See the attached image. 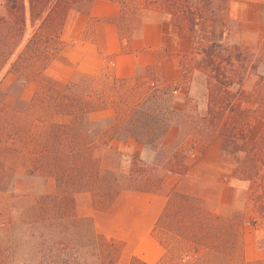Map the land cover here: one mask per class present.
Returning a JSON list of instances; mask_svg holds the SVG:
<instances>
[{
    "label": "trees",
    "instance_id": "obj_1",
    "mask_svg": "<svg viewBox=\"0 0 264 264\" xmlns=\"http://www.w3.org/2000/svg\"><path fill=\"white\" fill-rule=\"evenodd\" d=\"M91 1L7 0L6 15L0 16V74L10 61V75L15 76L10 85V145H4L0 160V264H116L122 244L100 233L92 216L77 213L76 196L99 195L109 209L125 190L161 192L166 171L184 176L179 155L164 145L172 127L180 131L177 147L190 137L206 145L218 136L224 139V165L234 170L222 182L234 185L238 200L222 216L203 207L206 201L196 185L174 189L155 233L167 231L176 249L194 245L193 252L176 253V264H232L243 225L264 227V127L251 137L264 115V35L247 47L228 39L210 41L201 26L226 23L227 0H139L134 6L137 22L121 23V14L120 33L136 36L145 23L159 18L173 32L191 36L195 47L187 62L180 63L181 81L154 85L143 96L129 84L139 74L113 78L100 88L98 78L76 72L60 84L46 70L64 49L61 35L68 14ZM115 1L123 13L127 0ZM195 73L206 84L201 104L189 98L177 108L175 92L180 87L189 91ZM251 75L257 81L248 93L244 83ZM34 82L36 92L26 99L24 93ZM238 100L251 103L253 111L239 109ZM128 139L158 155L152 162L134 159L130 174L123 176L105 166L97 147ZM170 155L176 170L163 166ZM20 176L32 187L19 189ZM168 253L157 264H168ZM130 264L146 263L132 258Z\"/></svg>",
    "mask_w": 264,
    "mask_h": 264
},
{
    "label": "crops",
    "instance_id": "obj_2",
    "mask_svg": "<svg viewBox=\"0 0 264 264\" xmlns=\"http://www.w3.org/2000/svg\"><path fill=\"white\" fill-rule=\"evenodd\" d=\"M227 2L229 16L226 23L205 22L201 26L209 40L224 42L229 38L231 42L233 34L237 33L240 37V41H236L238 45L245 41L252 45L257 43L264 35V0ZM121 14V7L115 0H93L83 10L71 11L61 35L64 49L58 60L48 66L46 74L60 84H67L76 72L94 78L108 76L128 80L145 69L159 72L166 85H177L182 78L179 60L193 51V38L173 32L164 20L147 22L138 35L124 38L118 25ZM188 93L183 87L177 90L174 96L177 108L184 107ZM179 139L180 131L172 127L164 145L167 150L173 149L172 152L179 155L186 166L184 176L166 171L161 192L122 191L114 199L116 209L102 213V220L107 224L104 234L123 246L116 264H130L132 258L146 264L162 261L166 249L155 233L156 225L169 202V195L181 187L185 178L201 182L207 194L199 196L209 201L212 195L217 201V209L236 205L237 189L231 184L225 187L222 182L216 181L215 170L225 168L222 150L217 151L213 143L206 145L192 137L177 147ZM193 150L200 153V160L196 163L189 159L196 156ZM100 156L106 167L123 176L130 174L134 159L149 161L154 158L151 149L134 139L113 140L107 148H103ZM163 166L166 170H176L177 162L171 160L170 155ZM90 216L97 224L100 216ZM258 229L257 226L254 230L245 228L244 258L248 261L264 259L258 246Z\"/></svg>",
    "mask_w": 264,
    "mask_h": 264
},
{
    "label": "rangeland",
    "instance_id": "obj_3",
    "mask_svg": "<svg viewBox=\"0 0 264 264\" xmlns=\"http://www.w3.org/2000/svg\"><path fill=\"white\" fill-rule=\"evenodd\" d=\"M139 0H127L125 3V11L122 13V16L120 18V22L124 23L126 20L131 22L136 21V16L134 15V6L135 4L139 3ZM7 3V0H0V16L6 15V10H5V5ZM85 8L81 7V10H83ZM154 20L157 21H162L159 18H155ZM168 23V21H165ZM169 24V23H168ZM129 32L127 30H125V34H128ZM238 34L234 33L233 34V41H231L232 44H238L237 42L240 41V37L238 38ZM209 39V37H207ZM194 40V39H193ZM229 40V38H228ZM237 41V42H236ZM196 41L194 40V43ZM257 44V43H255ZM253 44V45H255ZM242 46H252V44L248 43V42H244V44H241ZM195 47V44H194ZM194 50V49H193ZM193 53V51L190 54H187L183 57L180 58V63H184L187 62L188 58H190L191 54ZM58 60V57L55 59ZM181 67V65H180ZM183 73V70H182ZM138 80L136 82H130L129 84L134 88V93H137L138 96H143L145 93L149 92L150 88H153L154 85L156 86H162L164 84H166L164 82V78L161 76V74L159 72H156L154 70H145L142 69L140 71V74L138 76ZM15 80V76L14 75H10V61L8 62L7 66L5 67V69L2 71V73L0 74V160L2 161L3 159V147L4 145L8 144L10 145V85L14 82ZM257 81V78L255 75H251L250 77H248V79L245 81L244 83V90L248 93H251L255 83ZM114 82V79L112 77H108V76H103V77H99L97 80V84L98 86L101 88L103 85L105 84H111ZM193 85L191 86L187 99H191L192 104H194L195 101H198L199 104H201L200 101L203 100L204 95L206 93V84H205V79L202 75L195 73L194 76V81H193ZM136 84V85H134ZM38 85L37 82L31 83L26 91H25V98L29 99L30 97H32L34 95V93L36 92ZM184 88V87H183ZM167 89L172 90L171 87L169 86ZM176 96V95H174ZM187 101V100H186ZM5 104H9V107L6 108ZM236 106L241 109V110H245V111H253L254 106L251 103L246 102L245 100H238L236 102ZM264 127V115L262 116V118L260 120H258L255 124L254 127L251 131V137L253 139L256 138V136L260 133V131L262 130V128ZM213 145L214 147H216L217 151L222 150L223 152V147H224V139L222 137H218L217 139H215V141H213ZM103 150V146L99 145L97 147V154L98 156H100V153ZM196 150V149H195ZM170 151H173L170 150ZM194 151V150H193ZM196 152V156L195 157H191L189 159H191V161L193 163H196L200 160V153ZM152 153L154 155V158L152 160H149L147 162H152L155 157L158 155V153H156L155 151L152 150ZM186 157V155H185ZM223 161H224V156H223ZM192 162H188L191 163ZM234 170V166L233 165H228L225 166V168L222 169H218L215 170L216 171V175H217V179L216 181L222 182V178L223 176L227 175H231V173ZM22 171L20 170L19 173H21ZM163 172V171H162ZM174 180V179H173ZM223 186H229L230 184L232 186H234L232 183L227 182V181H223ZM190 184L196 185L197 189H195V191H197V194H207L206 190L203 189V186L201 184V182H195V180L193 178H185L182 181V189L186 186H189ZM40 186V184L38 185ZM32 187V183H30L29 181H27L26 179L22 178L20 176L19 178V189H29ZM218 187V185H217ZM2 198V194H0V200ZM94 198V201H92ZM104 199V198H103ZM101 199V197L98 195V197L96 195H90V194H80L76 196V204H77V213L79 215L82 216H90V214H95V215H99L100 218L97 222V228L98 231L102 234H104L103 230L106 229L107 224H104V221L102 220V213L105 210H109V209H116V206H114L113 204L111 205V207L109 209H107L108 204H105L104 200ZM236 199L238 200V194L236 196ZM237 202V201H236ZM203 205V204H202ZM203 207L211 212H217V214H220L222 216H224V214L227 213V208H219L217 209V201L216 199L211 195L209 201H206L205 204L203 205ZM250 227L251 229H255V226H253L252 224H250L249 222L246 223L245 225H243L242 230H241V237H239L238 239V246H237V252H236V258L234 260V262L232 264H258V262L260 261H255V260H246L244 258V239H245V235H247L245 228ZM254 227V228H253ZM260 232L258 233V246L261 250V252L264 254V227H259L258 229ZM105 235V234H104ZM157 237L159 239H161L164 243V248L166 249V251H168V256L169 259H167L168 264H176L175 257H176V253H178L179 251H188L190 253L193 252L192 247L194 245H181L180 247L177 248V244L175 243V239L168 234L167 231L165 230H159L157 233ZM262 244V245H261ZM122 247V246H121ZM176 249V250H175ZM250 255L251 252H250ZM167 256V258H168ZM264 260V259H263ZM262 261V260H261Z\"/></svg>",
    "mask_w": 264,
    "mask_h": 264
},
{
    "label": "built area",
    "instance_id": "obj_4",
    "mask_svg": "<svg viewBox=\"0 0 264 264\" xmlns=\"http://www.w3.org/2000/svg\"><path fill=\"white\" fill-rule=\"evenodd\" d=\"M175 93H177V92H175Z\"/></svg>",
    "mask_w": 264,
    "mask_h": 264
}]
</instances>
